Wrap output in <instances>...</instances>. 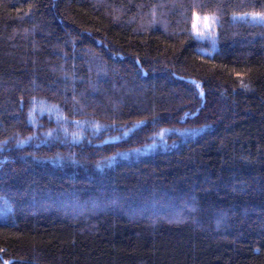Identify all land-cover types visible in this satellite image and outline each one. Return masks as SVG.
Wrapping results in <instances>:
<instances>
[{
  "label": "trees",
  "instance_id": "obj_1",
  "mask_svg": "<svg viewBox=\"0 0 264 264\" xmlns=\"http://www.w3.org/2000/svg\"><path fill=\"white\" fill-rule=\"evenodd\" d=\"M0 264H264V0H0Z\"/></svg>",
  "mask_w": 264,
  "mask_h": 264
}]
</instances>
